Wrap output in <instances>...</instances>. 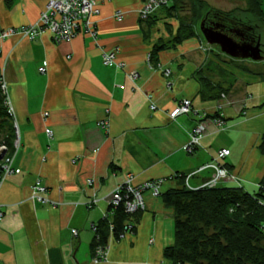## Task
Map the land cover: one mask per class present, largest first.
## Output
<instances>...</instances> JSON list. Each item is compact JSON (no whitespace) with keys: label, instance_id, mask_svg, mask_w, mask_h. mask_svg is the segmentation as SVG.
Listing matches in <instances>:
<instances>
[{"label":"crops","instance_id":"obj_1","mask_svg":"<svg viewBox=\"0 0 264 264\" xmlns=\"http://www.w3.org/2000/svg\"><path fill=\"white\" fill-rule=\"evenodd\" d=\"M47 1L0 0V30L35 22ZM142 1L97 0L95 40L79 33L56 42L48 32L33 40L20 34L0 38V74L19 129L12 163L18 172L0 183V264H171L162 251L171 242L173 212L149 190L141 193L145 207L134 234L117 240L110 235L106 259L91 261V225L103 217L106 197L128 173L133 184L163 177L162 193L177 186L175 174L193 172L226 148L229 154L220 162L236 180L218 185L258 190L264 175L257 148L264 134V61H232L208 44L197 11L191 16L164 7L141 19ZM117 9L123 12L120 21L113 16ZM179 15L188 17L193 34L151 58L153 46L181 27ZM114 49L122 68L102 63V52ZM184 98L191 111L171 119L169 111ZM217 112L225 121L221 126L210 120ZM105 118L106 130L100 124ZM200 119L205 134L186 152L183 146ZM210 174L199 171L189 184L196 187ZM35 179L46 185L54 206L30 200ZM92 197L96 203L86 207Z\"/></svg>","mask_w":264,"mask_h":264},{"label":"trees","instance_id":"obj_2","mask_svg":"<svg viewBox=\"0 0 264 264\" xmlns=\"http://www.w3.org/2000/svg\"><path fill=\"white\" fill-rule=\"evenodd\" d=\"M172 1L173 4L166 6L167 9L183 13L188 10L183 0ZM246 1L244 11H252L254 8L260 13L253 14L263 17L258 0ZM205 5V0L194 1L190 15L194 16L196 11L200 13L199 22L203 17L218 18L225 28H241L249 40L259 36V25L250 17L241 16L238 13L240 8L224 11L207 8ZM179 16L181 27L166 43L153 46L151 58L167 44H174L193 34L188 17ZM13 139V124L0 92V144L5 146V155L13 151ZM257 148L264 155V134ZM178 180L177 186L160 194L164 204L173 212V241L163 247L165 259L171 264H264V205L260 202L264 201V175L255 192H248L240 186L220 185L189 189L183 183V173L178 176ZM106 211L110 212L108 216L102 217L95 224L90 243L91 256L97 245H107L109 223L113 224V238L121 239L127 221L133 224L131 234H134L140 215V211L127 214L122 205L115 208L107 206Z\"/></svg>","mask_w":264,"mask_h":264},{"label":"built area","instance_id":"obj_3","mask_svg":"<svg viewBox=\"0 0 264 264\" xmlns=\"http://www.w3.org/2000/svg\"><path fill=\"white\" fill-rule=\"evenodd\" d=\"M171 0H143L142 5L138 9V15L141 19L148 18L152 13H154L160 7H166L169 5ZM99 13L97 0H48L45 7L39 13L37 20L33 23L27 25H20L18 27L3 28L0 30V38H5L13 34H20L24 37L33 40L39 37L44 32L50 33L54 41L60 42L65 40H70L77 36L79 33L89 35L94 40L97 38L96 23L93 17ZM123 12L119 9L115 10L113 16L117 21L122 19ZM102 63L108 66H116L122 68L124 65L121 61L116 60V50H109L102 52ZM39 71L44 73L46 71V62L42 64ZM169 70H163V75L165 77L169 76ZM137 76L136 72L130 74L131 80L135 79ZM0 92L3 96V103L6 107V111L11 118L13 129H14V139H13V151L7 155L3 154L0 158V183L11 173L18 172L12 166L13 158L17 147L19 145V129L18 123L15 117L14 108L12 106L8 83L4 77L3 71L0 74ZM220 99H226V94L221 93ZM222 107V103L217 104V109ZM151 109L155 108L154 104L150 105ZM191 111V101L188 98H184L179 101L168 113L171 119L176 116ZM46 115V113H44ZM211 122L216 125H223L225 121L221 118L220 114L217 112L216 116L210 117ZM101 126L106 130L108 127L107 118L100 121ZM206 131V121L205 119H200L197 124L189 132L188 139L184 144L183 148L186 152H192L200 145V139L205 134ZM45 133L48 138L52 137V131L50 128H45ZM5 149L4 144H0V152ZM229 154V150L226 148L220 149L211 161L203 163L197 169L191 173H184V185L186 188H204V187H215L221 180H236V176L230 173L226 167L220 162L222 158ZM209 169L211 174L203 180V182L198 186H191L189 184V177L199 171ZM182 173H177L175 176H180ZM133 175L128 173L123 182L117 184L111 193L106 197L107 206L115 208L122 205L124 211L127 214H133L137 211L144 209L145 204L142 197L143 190H149L152 196H159L161 194L160 187L164 181L163 177L152 178L144 180L140 183L133 184ZM93 179L88 178L86 183L90 185ZM47 187L39 179L35 181L30 186V200L32 202L39 201L41 203L50 204L54 206L55 201L49 199L45 194ZM97 198L92 197L86 201V207H91L96 203ZM264 205V201H260ZM110 213V212H109ZM108 211L103 214V217L108 216ZM3 215V209L0 206V219ZM264 226V222H263ZM113 224L109 223V232L111 235ZM93 232L96 229L95 224L91 225ZM133 229V224L127 221L124 225L123 235L126 233H131ZM71 233L73 236L77 235V229H72ZM122 235V237H123ZM108 250L107 245H97L94 249V254L91 256V261L96 263L101 260L106 259Z\"/></svg>","mask_w":264,"mask_h":264},{"label":"water","instance_id":"obj_4","mask_svg":"<svg viewBox=\"0 0 264 264\" xmlns=\"http://www.w3.org/2000/svg\"><path fill=\"white\" fill-rule=\"evenodd\" d=\"M224 27L221 28L217 23L209 22L205 17L200 20L199 24L200 33L205 41L208 44L218 45L220 50L231 58H248L253 61H260L264 58L259 38L256 41L248 42L243 39L239 30L234 31L233 27L225 28L224 30ZM3 154L4 151L2 150L0 158H2ZM76 264H78L77 261Z\"/></svg>","mask_w":264,"mask_h":264},{"label":"rangeland","instance_id":"obj_5","mask_svg":"<svg viewBox=\"0 0 264 264\" xmlns=\"http://www.w3.org/2000/svg\"><path fill=\"white\" fill-rule=\"evenodd\" d=\"M194 1L196 2V0H185L184 3H185V5L187 4V8H188V10L185 11V13H191V10H192L191 6H192V3ZM258 1L260 3V7L262 10L263 17L262 16L260 17L258 15L253 14V13H260L259 11H256L254 8L252 11H250V10L244 11L243 9L246 8V3H247L246 0H205V2H206L205 7L214 8V9H218V10H224V11L225 10H232L234 8H240L241 10L238 11V13H240L241 16H243V17L248 16L252 20H254V23L259 25L258 31H259V36H260V42H261V44H264V0H258ZM161 8H164V7H160L158 9H161ZM215 23H217L221 28L224 27V24L218 18H217ZM199 24H200V22L198 23V26H199ZM232 29L234 31H237V30H239L240 32L243 31L241 28H238V27H233ZM241 33H243V32H241ZM263 55H264V53H263ZM226 56L232 61H242V62L246 61L247 63H250L251 61H253V60L248 59V58L238 59V58H231L228 55H226ZM262 61H264V59H262ZM242 62H240V63H242ZM259 63H261L260 67L264 69V62H259ZM226 98H227V96H226ZM183 183H184V179H183ZM170 240H171L170 243H172V241H173V223L172 222H171V226H170Z\"/></svg>","mask_w":264,"mask_h":264},{"label":"flooded vegetation","instance_id":"obj_6","mask_svg":"<svg viewBox=\"0 0 264 264\" xmlns=\"http://www.w3.org/2000/svg\"><path fill=\"white\" fill-rule=\"evenodd\" d=\"M207 20H208L209 22H214V23H215L216 20H217V18H215V17H210V18H208ZM224 30H225V27H224ZM241 32H243V33H242L243 38L246 39V40H249L248 37H247V35H245L244 31H241ZM254 38H255V41L258 40V38H259V40H260V36H258V37H254ZM252 40H254V39H251V40H249V41H252ZM261 48H262V53H264V44H261Z\"/></svg>","mask_w":264,"mask_h":264},{"label":"bare ground","instance_id":"obj_7","mask_svg":"<svg viewBox=\"0 0 264 264\" xmlns=\"http://www.w3.org/2000/svg\"><path fill=\"white\" fill-rule=\"evenodd\" d=\"M244 39V38H243ZM244 40H246V39H244Z\"/></svg>","mask_w":264,"mask_h":264}]
</instances>
